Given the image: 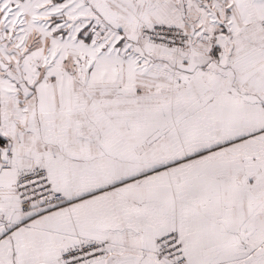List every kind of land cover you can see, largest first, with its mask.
I'll return each mask as SVG.
<instances>
[{
  "label": "snow or ice",
  "instance_id": "1",
  "mask_svg": "<svg viewBox=\"0 0 264 264\" xmlns=\"http://www.w3.org/2000/svg\"><path fill=\"white\" fill-rule=\"evenodd\" d=\"M0 264H264V0H0Z\"/></svg>",
  "mask_w": 264,
  "mask_h": 264
}]
</instances>
